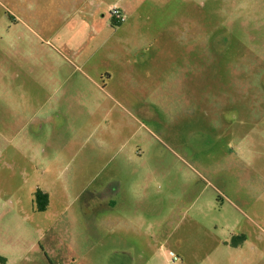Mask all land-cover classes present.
Returning <instances> with one entry per match:
<instances>
[{
    "label": "rangeland",
    "instance_id": "374dc122",
    "mask_svg": "<svg viewBox=\"0 0 264 264\" xmlns=\"http://www.w3.org/2000/svg\"><path fill=\"white\" fill-rule=\"evenodd\" d=\"M93 1L0 0V264L119 191L148 216L128 264H264V0Z\"/></svg>",
    "mask_w": 264,
    "mask_h": 264
},
{
    "label": "crops",
    "instance_id": "0c3cea01",
    "mask_svg": "<svg viewBox=\"0 0 264 264\" xmlns=\"http://www.w3.org/2000/svg\"><path fill=\"white\" fill-rule=\"evenodd\" d=\"M85 1L91 5V15H94V1ZM138 2L139 0H119L116 5L125 15L124 23L127 25L140 11L137 6ZM74 6L78 7V4ZM76 13L79 14V10ZM44 194L49 198L48 193ZM116 194L117 192L106 198L90 194L80 202L78 218L74 220L76 232L72 237V247L66 252L61 249L60 232L53 231L59 219L53 218L47 232L37 237L38 243H42L40 250L45 261L49 264H88L85 263L86 252H90L95 244H99L102 249L101 253L105 256V262L102 264H128L126 256L129 255V250L137 247L132 239L141 238L144 235L142 224L143 221L148 220V216L144 218L136 213H127L128 201L120 198V191L119 197H116ZM80 196L81 194L78 193L76 200ZM47 207L48 204L41 212H45ZM147 234L148 232L145 235Z\"/></svg>",
    "mask_w": 264,
    "mask_h": 264
},
{
    "label": "built area",
    "instance_id": "2783aa9c",
    "mask_svg": "<svg viewBox=\"0 0 264 264\" xmlns=\"http://www.w3.org/2000/svg\"><path fill=\"white\" fill-rule=\"evenodd\" d=\"M109 15L112 18V20L117 24H123L126 20V17L123 14V12L118 7L115 6L110 8ZM56 264H60V263H56Z\"/></svg>",
    "mask_w": 264,
    "mask_h": 264
},
{
    "label": "trees",
    "instance_id": "16d2710c",
    "mask_svg": "<svg viewBox=\"0 0 264 264\" xmlns=\"http://www.w3.org/2000/svg\"><path fill=\"white\" fill-rule=\"evenodd\" d=\"M113 24L114 25H120V24L115 23L114 21H113ZM35 198H36V202L40 203L39 204V210L40 211L44 210L45 207H46V203H47V196H46V194L38 191L35 194ZM238 238L242 239V237H238ZM232 246H237V245L234 244Z\"/></svg>",
    "mask_w": 264,
    "mask_h": 264
},
{
    "label": "flooded vegetation",
    "instance_id": "af4514ba",
    "mask_svg": "<svg viewBox=\"0 0 264 264\" xmlns=\"http://www.w3.org/2000/svg\"><path fill=\"white\" fill-rule=\"evenodd\" d=\"M252 71V70H251ZM261 81H260V84H261V90H260V93L261 94H263L264 95V70H263V72H262V76H261ZM264 104V102L262 103V104H260V105H263Z\"/></svg>",
    "mask_w": 264,
    "mask_h": 264
}]
</instances>
